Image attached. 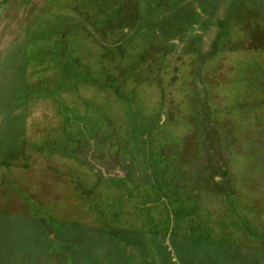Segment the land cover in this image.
<instances>
[{"label":"rangeland","instance_id":"obj_1","mask_svg":"<svg viewBox=\"0 0 264 264\" xmlns=\"http://www.w3.org/2000/svg\"><path fill=\"white\" fill-rule=\"evenodd\" d=\"M0 264H264V0H0Z\"/></svg>","mask_w":264,"mask_h":264}]
</instances>
